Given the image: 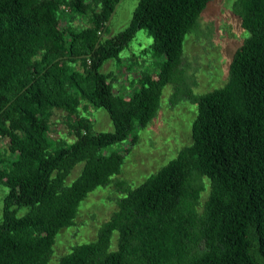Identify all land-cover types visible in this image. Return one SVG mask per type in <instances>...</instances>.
<instances>
[{
  "label": "trees",
  "instance_id": "obj_1",
  "mask_svg": "<svg viewBox=\"0 0 264 264\" xmlns=\"http://www.w3.org/2000/svg\"><path fill=\"white\" fill-rule=\"evenodd\" d=\"M118 1L0 0V264H48L79 203L120 172L123 155L102 150L133 144L154 117L184 36L211 0H139L128 25L105 37ZM232 11L247 36L221 87L189 93L190 144L136 187L119 184L95 239L58 264H264V0H234ZM140 29L164 61L130 95H116L100 69ZM89 106L105 111L111 132H92Z\"/></svg>",
  "mask_w": 264,
  "mask_h": 264
},
{
  "label": "rangeland",
  "instance_id": "obj_2",
  "mask_svg": "<svg viewBox=\"0 0 264 264\" xmlns=\"http://www.w3.org/2000/svg\"><path fill=\"white\" fill-rule=\"evenodd\" d=\"M138 1H118L105 24V37L117 34L128 25ZM233 2L211 0L199 14L194 26L184 36L180 63L172 73L171 83L162 88L154 117L145 127L136 130V141L130 144L128 138L102 150L104 155H123L120 172L111 177L109 185L95 188L79 203L73 224L54 237L48 264H58L59 257L68 253L71 247L95 239L100 225L116 208V200L121 196L117 189L119 184L136 187L173 159L182 147L190 144V127L196 105L190 101L189 93L199 96L221 87L226 82L228 64L234 51L247 36L232 11ZM150 43L146 31L140 29L120 52L119 61L109 60L103 64L100 71L110 73L109 81L114 94L128 96L138 88L141 75L158 73L164 56L154 55L148 48ZM85 116L91 120L93 133L112 131L104 110L89 106ZM54 121L55 132L63 135L65 128L59 114ZM79 171L80 165L75 166L67 178L68 182ZM202 185L204 189L200 194V204L208 193L207 181L203 180ZM5 193L6 189L0 186V215ZM25 211L22 208L17 216ZM115 243L116 233L113 232L110 249L115 248Z\"/></svg>",
  "mask_w": 264,
  "mask_h": 264
}]
</instances>
